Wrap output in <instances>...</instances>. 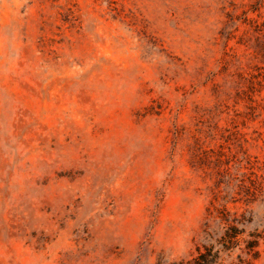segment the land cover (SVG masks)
<instances>
[{
	"label": "rangeland",
	"instance_id": "374dc122",
	"mask_svg": "<svg viewBox=\"0 0 264 264\" xmlns=\"http://www.w3.org/2000/svg\"><path fill=\"white\" fill-rule=\"evenodd\" d=\"M225 208L264 230V0H0V264H173Z\"/></svg>",
	"mask_w": 264,
	"mask_h": 264
},
{
	"label": "trees",
	"instance_id": "16d2710c",
	"mask_svg": "<svg viewBox=\"0 0 264 264\" xmlns=\"http://www.w3.org/2000/svg\"><path fill=\"white\" fill-rule=\"evenodd\" d=\"M220 223L224 225L223 233L215 238V230L210 223L206 224L205 238L215 239V242L203 244L197 247V253L192 258L182 259L173 264H226L223 261V253L231 256L237 251V260L229 264H249L251 256L259 254L258 247L264 241V230H260L257 225L253 229V214L243 211L238 214L225 208V212L220 217Z\"/></svg>",
	"mask_w": 264,
	"mask_h": 264
}]
</instances>
